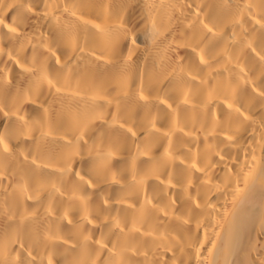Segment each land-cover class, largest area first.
<instances>
[{"label":"bare ground","instance_id":"obj_1","mask_svg":"<svg viewBox=\"0 0 264 264\" xmlns=\"http://www.w3.org/2000/svg\"><path fill=\"white\" fill-rule=\"evenodd\" d=\"M0 264H264V0H0Z\"/></svg>","mask_w":264,"mask_h":264}]
</instances>
